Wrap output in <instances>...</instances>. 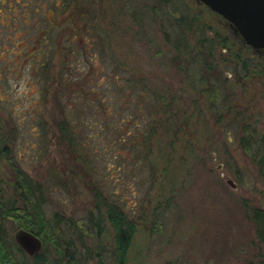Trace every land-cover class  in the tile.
<instances>
[{
  "label": "rangeland",
  "instance_id": "374dc122",
  "mask_svg": "<svg viewBox=\"0 0 264 264\" xmlns=\"http://www.w3.org/2000/svg\"><path fill=\"white\" fill-rule=\"evenodd\" d=\"M19 1L0 0V122L16 162L40 184L48 217L82 218L84 238L66 236L78 264H114L115 249L105 209L95 236L99 213L85 185L89 178L51 129L61 117L60 76L73 80L87 72L96 75L88 85L101 84L105 101L114 104L115 131L87 138L82 156L91 160L87 172L109 200L137 222L128 264H264V246L247 212L264 208V54L243 47L232 25L196 0H164L167 8L159 0ZM49 20L59 27L45 34ZM16 22L19 30L11 32ZM199 37L205 45L196 49ZM43 40V53L35 55ZM199 50L214 56L217 92L211 98L198 81L196 58L184 59ZM40 64L48 70H32ZM66 95L65 103L77 96ZM82 117L97 118L85 111ZM151 124L143 162L135 136L150 133ZM0 177L7 197L17 199L6 159ZM4 229L13 236L16 224L5 221Z\"/></svg>",
  "mask_w": 264,
  "mask_h": 264
},
{
  "label": "trees",
  "instance_id": "16d2710c",
  "mask_svg": "<svg viewBox=\"0 0 264 264\" xmlns=\"http://www.w3.org/2000/svg\"><path fill=\"white\" fill-rule=\"evenodd\" d=\"M167 2L168 1L159 0L158 4L165 5L164 8H167ZM49 25L48 29L43 30L45 34L49 29L51 30L53 27H59L52 20H49ZM193 25L194 22H191L186 25V27L190 30V26ZM198 31L200 30H197L196 32ZM199 38V43H201V45L199 47L196 46V49L205 45L206 38ZM40 42L42 41L40 40ZM43 42V45H41L39 41V44H36L38 50L35 51V55L38 52H42V47L46 45V40H43ZM201 50L194 53V56H184V59L185 61H192L196 58L195 64L197 63L198 67L202 70V74L198 78V81L204 86L203 89L209 93L211 98L214 97V94L217 92V83L214 80H211L212 73L216 71V66H214L213 61H211L214 56L210 50L207 53ZM22 56L23 54L16 55V57L20 58ZM32 56H34V54ZM186 66L189 68L188 63ZM35 67H32V70H35V72L38 71L39 68H44L45 71L48 70L43 64H40L39 67L36 65ZM177 67L180 70L182 69L180 64H178ZM242 67L244 72L248 71L245 65ZM91 73L93 72L91 71ZM92 75H94V73L90 74L87 72L86 75H83L82 77L78 76L73 80L60 76L59 82H57L59 88L55 89V97H58L56 99L61 107V117L52 121L51 129L53 130V137L57 139L58 144L66 147L68 153L74 157L75 166H77L89 178L86 180L85 185L95 197V209L99 213V219L97 218V226L99 228L95 229V236L99 237L102 233V226L100 224V221L102 220L101 212L105 209V214L115 230L114 264H128V255L132 247V241L137 232V222L134 218L129 217L124 205L122 206L120 203L109 200L107 197L108 195L105 194L103 186L100 185L99 182L94 181L92 176L87 172L86 166L91 163V160L82 156L83 151L87 149L85 146L87 144V138L93 134L97 137L105 134V137L109 138V133L115 131L113 128V119L115 115L113 109L114 104L110 97L108 102L105 101L104 97L106 96L107 98L108 96L106 95V92H103L100 88L101 84H98L97 82L95 85H88ZM49 84V82L48 84L46 82L43 88L44 91L42 90V98L45 102L47 94L49 93ZM82 84L85 86L82 87ZM73 85L75 88H72ZM81 87L82 89H80ZM68 91L69 93L72 92L73 94H77L76 97H72V103H65L62 99L65 96L68 97L66 95ZM140 92L143 91L140 90ZM83 94L85 98L82 97ZM155 97L157 98V96ZM159 97L160 99L162 98L161 96ZM44 104L45 103H43V105ZM81 105H84V108L83 106L81 107ZM72 110L75 113L78 112L80 114L79 118L73 116ZM83 111L93 115L95 114L97 118L90 117L88 120L83 119L85 118L82 117ZM151 117H154V114ZM40 125H42L41 122ZM150 126L152 128L150 133L146 132V135L142 137L135 136L137 144L141 146L139 155L143 162H145L150 155L148 152V150H150L148 143H150L151 137L154 135L152 134L154 132V126L153 124ZM150 126L149 130H151ZM88 131L91 133L88 134ZM39 137L40 136H38V138ZM8 138L9 136H6L3 133V126L0 122V161L6 159L11 167V173L14 179V193L19 195L17 199L14 197H7L3 187L2 178L0 177V264H78L79 259L76 249L73 247L72 242H66V236L69 233H77L79 239L82 240L84 238V235H86L85 233L88 232V230L86 229L82 218L75 220L74 218L66 217L59 212L54 213L52 218L48 217L46 210L47 199L40 184L35 183L16 162L15 157L12 155L11 147L7 142L9 140ZM144 139L146 141H144ZM118 140L119 142L125 141L122 136H120ZM131 141V138H129L128 143ZM244 151L249 154V147L244 146ZM59 180L65 182L66 179L60 178ZM247 212L248 217L255 226L256 235L260 243L264 246V208L253 207L249 208ZM9 220L16 224V228L21 227L30 230L43 239V249L38 255L35 257L27 256L19 248L13 236H10L5 232L4 222ZM98 264H104L103 260L99 259Z\"/></svg>",
  "mask_w": 264,
  "mask_h": 264
},
{
  "label": "water",
  "instance_id": "95a60500",
  "mask_svg": "<svg viewBox=\"0 0 264 264\" xmlns=\"http://www.w3.org/2000/svg\"><path fill=\"white\" fill-rule=\"evenodd\" d=\"M196 1L230 23L247 45L255 50L264 49V0ZM225 180L230 187H236L230 178L227 177ZM13 238L29 257H35L43 249V239L25 228H16Z\"/></svg>",
  "mask_w": 264,
  "mask_h": 264
},
{
  "label": "flooded vegetation",
  "instance_id": "af4514ba",
  "mask_svg": "<svg viewBox=\"0 0 264 264\" xmlns=\"http://www.w3.org/2000/svg\"><path fill=\"white\" fill-rule=\"evenodd\" d=\"M2 2H4V1H2ZM16 2L19 3L20 1H19V0H16ZM17 19H19V18H15V17H14V20H15V21H16ZM224 20H225V19H224ZM9 21H10V20H8V22H6V23H3L4 25H5V24L7 25V29H8V26H9V25H8V24H9ZM225 21H226V20H225ZM227 23H228V22L226 21V24H227ZM18 25H19V24H17V22L14 23L13 28L10 29V31H11V32H13V31H17V32H18V30H19V26H18ZM17 32H16L15 36L17 35ZM234 37L238 39V42H240V44H241L243 47H248L253 53L261 54V55L264 54V49H260V50H255V49H253L251 46L247 45V44L243 41L242 37H241L237 32H235ZM8 38H9V37H8ZM263 56H264V55H263Z\"/></svg>",
  "mask_w": 264,
  "mask_h": 264
}]
</instances>
